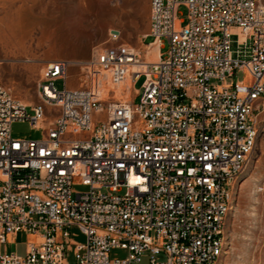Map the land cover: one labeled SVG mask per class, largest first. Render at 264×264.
I'll use <instances>...</instances> for the list:
<instances>
[{
    "label": "built area",
    "instance_id": "built-area-1",
    "mask_svg": "<svg viewBox=\"0 0 264 264\" xmlns=\"http://www.w3.org/2000/svg\"><path fill=\"white\" fill-rule=\"evenodd\" d=\"M144 41L143 51L114 43L86 63L50 62L38 104L0 83V264L218 263L233 193L260 137L264 4L152 0ZM72 67L85 85L59 90ZM238 71L248 84L228 83ZM16 122L42 136L14 137ZM75 228L84 243L73 241ZM20 233L38 239L24 256L7 249ZM118 249L127 256L112 257Z\"/></svg>",
    "mask_w": 264,
    "mask_h": 264
},
{
    "label": "rangeland",
    "instance_id": "rangeland-1",
    "mask_svg": "<svg viewBox=\"0 0 264 264\" xmlns=\"http://www.w3.org/2000/svg\"><path fill=\"white\" fill-rule=\"evenodd\" d=\"M23 0H0V17L3 8L11 4H21ZM37 11L46 9L56 18L52 21V33H35L26 39L25 48L5 49L0 45V83L18 100L27 104L40 102L38 87L44 77L46 66L56 60L90 61L92 51L97 46L114 43H126L138 49L142 48L145 35L149 31L152 0H26ZM264 4V0H260ZM7 4V5H6ZM51 13V14H50ZM72 14L71 18L66 15ZM187 9L178 8V18L186 22ZM67 20V21H66ZM118 31L120 37L114 41L110 34ZM152 38L144 42L149 44ZM165 54L168 45L164 43ZM143 51V49H141ZM232 50H238L235 38ZM67 82L58 80L56 87L77 88L85 85L81 70L72 67ZM228 83L248 84L246 71H238ZM143 79L137 82L141 88ZM122 95L118 94V98ZM125 97V96H124ZM53 108L47 107V115L52 117ZM260 137L251 161L238 178L231 211L226 220L224 232V251L217 264H264V110L258 114ZM14 137L40 138L42 131L34 130L29 123L13 124ZM76 191H85L86 187L74 185ZM124 193V191H123ZM122 193V194H123ZM13 239V240H12ZM72 239L84 243L85 235L77 228L72 230ZM38 239L28 233H20L15 238L8 237L7 249L16 251L19 256L26 253L28 242ZM2 249V247H0ZM112 257L124 258L127 252L113 250ZM69 260L73 262L70 252ZM147 262V259H144Z\"/></svg>",
    "mask_w": 264,
    "mask_h": 264
},
{
    "label": "bare ground",
    "instance_id": "bare-ground-1",
    "mask_svg": "<svg viewBox=\"0 0 264 264\" xmlns=\"http://www.w3.org/2000/svg\"><path fill=\"white\" fill-rule=\"evenodd\" d=\"M3 10V16L0 17L2 48H25L26 39L31 38L35 33L42 32L47 35L52 33V21L56 16L49 15L44 8L37 11L34 6L23 0L21 4H11ZM71 16L72 14L67 13L66 18H71ZM157 53L158 48L155 46L151 48L148 55L156 57Z\"/></svg>",
    "mask_w": 264,
    "mask_h": 264
},
{
    "label": "crops",
    "instance_id": "crops-1",
    "mask_svg": "<svg viewBox=\"0 0 264 264\" xmlns=\"http://www.w3.org/2000/svg\"><path fill=\"white\" fill-rule=\"evenodd\" d=\"M141 49H145V46H144V44H142V48ZM14 238H15V236H13ZM13 240V239H12ZM142 264H148V261L145 263L144 261H143V263Z\"/></svg>",
    "mask_w": 264,
    "mask_h": 264
},
{
    "label": "water",
    "instance_id": "water-1",
    "mask_svg": "<svg viewBox=\"0 0 264 264\" xmlns=\"http://www.w3.org/2000/svg\"><path fill=\"white\" fill-rule=\"evenodd\" d=\"M112 33H113V34H118L119 32H118V31H113Z\"/></svg>",
    "mask_w": 264,
    "mask_h": 264
}]
</instances>
